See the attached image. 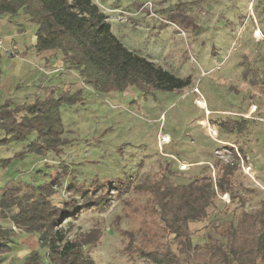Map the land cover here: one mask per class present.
I'll return each instance as SVG.
<instances>
[{
  "label": "rangeland",
  "instance_id": "374dc122",
  "mask_svg": "<svg viewBox=\"0 0 264 264\" xmlns=\"http://www.w3.org/2000/svg\"><path fill=\"white\" fill-rule=\"evenodd\" d=\"M94 1L106 15L113 34L129 50L178 77L190 76L191 84L148 94L133 89L98 91L84 85L61 61L52 66L54 51H31L30 61L38 54V62L32 65L36 73H27L34 76L30 101L44 97L46 86L53 87L57 95L63 90L81 89V98L60 107L62 138L66 140L60 150L44 155L26 153L12 159L0 167V189L10 181L32 186L46 182L47 189L51 188V202L67 207L106 195L109 201L104 208L79 207L67 213L71 214L69 218L60 219L66 239L76 240L82 256L94 264H149L124 249L132 234L140 240V235L134 234L137 230L142 234L143 229L155 225L151 211L141 208L148 197L129 190L116 194L110 181L137 182L143 176L155 178L169 169L175 183L187 184L199 173L210 172L213 178L221 174L226 161L216 150L232 160L236 169L229 177L230 192L213 201L207 216L190 224L196 243L206 240L214 220L235 218L241 210H255L264 204V0ZM31 29H35L34 24ZM30 33L26 38L17 34L14 39L29 44ZM1 49L5 59L1 62L0 88L5 92L0 90V104L9 96V88L22 97L21 74H26L23 64H28L22 60L21 50L13 46ZM4 49L16 56L6 54ZM254 77L258 84L251 85L249 80ZM35 83L45 85L36 88ZM249 104L251 113L238 114L245 118L252 114L248 133L226 132L220 127L219 121L234 119L233 113H246ZM217 109L232 111L218 114L214 112ZM256 116L263 121L253 119ZM207 124L213 125L219 136L210 137ZM228 136L239 147L230 149L217 142V137ZM252 140L257 141L253 150L249 144ZM24 146L21 142L0 144V159L13 157ZM200 160L205 162L185 164ZM89 182L93 183L87 189L93 191L83 197L77 184ZM128 184L123 183V188ZM19 186L26 189L23 184ZM129 200L130 207L126 204ZM0 226L11 227L17 235L15 240L23 239L10 253L0 256V264H23L31 252H44L35 237H26L11 220L0 219Z\"/></svg>",
  "mask_w": 264,
  "mask_h": 264
},
{
  "label": "trees",
  "instance_id": "16d2710c",
  "mask_svg": "<svg viewBox=\"0 0 264 264\" xmlns=\"http://www.w3.org/2000/svg\"><path fill=\"white\" fill-rule=\"evenodd\" d=\"M21 15L35 25L33 50L54 51V61H61L65 69L74 71L84 85L95 90L133 89L148 94L179 90L191 84L190 76L178 77L129 50L113 34L106 15L94 0H0V17ZM1 61L0 55V64ZM249 81L251 85L258 84L255 77ZM45 90L44 97L29 102L13 105L7 98L0 104V144L21 142L25 145L13 157L0 159V167L26 153H56L66 143L62 138L60 107L80 101L81 89L63 90L59 95L51 86ZM249 122L252 119L235 115L234 119L219 121V125L226 132L244 135L248 133ZM235 169L236 164L228 160L222 164L217 177L213 178L210 172L199 173L187 184L175 183L169 169L155 178L143 176L137 182L129 179L113 184L110 181V187L115 185L112 191L116 194L129 190L137 196L147 195L146 204L141 208L150 210L154 216L155 225L143 229L142 234L137 230L134 234H139L140 240L132 234L124 249L149 264H264V204L255 210H241L235 218L214 220L202 243L192 239L190 224L207 216L218 196L230 192L229 177ZM91 183L77 184L83 197L93 191L87 189ZM123 183H129V189L124 186L123 190ZM46 185V182L32 186L10 181L0 189V219L11 220L26 237H35L44 251L42 255L31 252L23 264H94L82 256L81 245L76 240L66 239L60 224L70 217L67 213L72 209L104 208L109 197L99 195L95 200L86 198L81 205L57 206L51 202V188L47 189ZM129 203L130 200L126 201L130 207ZM16 236L11 227L0 226V256L10 253L17 243H23V239L15 240Z\"/></svg>",
  "mask_w": 264,
  "mask_h": 264
},
{
  "label": "crops",
  "instance_id": "0c3cea01",
  "mask_svg": "<svg viewBox=\"0 0 264 264\" xmlns=\"http://www.w3.org/2000/svg\"><path fill=\"white\" fill-rule=\"evenodd\" d=\"M30 31H31V33H30V38H29L30 39V43L29 44L25 43L26 40L25 41H22V39H20V41L17 42L14 39V37L17 34L19 35L20 38H26V36L28 35V32H30ZM0 42L2 44V47H6V48H9L10 49L13 46L14 48H17L19 51L21 50L22 51L21 54L23 56L22 60H24L26 63H28V64H23V67H25L26 70H27L26 74L24 72H22V74H21V76L23 77L22 79L24 81L23 82V85H22V87L20 89L21 90V93H22L21 94L22 97H19L18 96L19 93L17 91H13L12 89L9 88V96H6L4 98V100L7 99V98H10L13 105H18L17 103L22 104L24 102H29L30 101V98H32V96H30V94H31V91H30L31 90L30 81L33 82L34 76L30 75L28 77L27 73L29 71H33L34 70V69H32L33 68L32 65L35 64L36 62H38L36 60V59H38V54L37 55H34L33 58H31V61H30V54L32 53L31 51H33L32 46L35 43V35H34V29H31V24L28 22L26 16L21 15V16H18L16 18H7V17H4V18L2 17L1 18L0 17ZM2 53H4V52L0 48V55ZM3 59H5V58H3V56H2V61H4ZM56 63H57L56 61L50 59V64H52V66H56L57 65ZM11 64H12V62H11ZM38 65L40 67H43L42 64H41V62L38 63ZM2 66L3 65L0 64L1 70H2ZM45 71H46V69H45ZM33 73L35 74L36 71L34 70ZM39 75H41V74H39ZM44 85H41V86H44ZM46 85H49V84H46ZM25 86L27 87V89L24 88ZM33 86H36V88L37 87L41 88V86H39L38 83L33 84ZM0 87H2V84H0ZM0 90H3V92H5V88H3V89L0 88ZM14 93H15V95H14ZM250 106H252V104L251 105L249 104V105L246 106L247 109L244 110V111H246V113L238 112V113H233V114H235V115L240 114V115L246 116L247 113L249 112V107ZM205 111L211 112L208 109H205ZM229 111H232V110L217 109L214 112H216L218 114H222V113H226V112L228 113ZM241 111H243V110H241ZM249 113H251V111ZM251 116H252V114H250L249 118ZM253 119H257L260 122L263 121V119L260 116L259 117L258 116L253 117ZM216 132H217V136H219V132L217 130H216ZM233 135H235V134H233ZM230 137L231 136H228V137H225V138H222V139H218V137H217V140L221 144L230 145V146H233L234 147L235 146L234 144H237V143L231 141L230 140L231 139ZM232 137L234 138V136H232ZM249 144H250L251 150H253L252 149L253 148V145L254 144H257V141L256 140H252V141H250ZM244 153H245V148H244ZM245 155H247V154H245ZM203 160H200V161H197V162H189V163H185V164L186 165H192V164H197V163H203V162H205Z\"/></svg>",
  "mask_w": 264,
  "mask_h": 264
},
{
  "label": "built area",
  "instance_id": "2783aa9c",
  "mask_svg": "<svg viewBox=\"0 0 264 264\" xmlns=\"http://www.w3.org/2000/svg\"><path fill=\"white\" fill-rule=\"evenodd\" d=\"M0 48H2V44H1V42H0ZM13 49H14V47H13ZM4 50H5L6 54H8V55H9V54L15 55L13 51H9V50H6V49H4ZM15 56H16V55H15ZM55 70H56V69H55ZM205 112L208 113L207 111H205ZM207 130H208V133H209L210 137H212V138H216V136H217V132H216V129H215L213 126L211 127L210 125L207 124ZM217 142H219V141L217 140ZM219 143H220V142H219ZM215 152L218 153V155H219L220 158L225 159V161H228V160H226V158H224L221 154H219V152H218L217 150H216ZM241 166H242V168H244L243 165H241ZM246 168L249 169L250 166L247 165Z\"/></svg>",
  "mask_w": 264,
  "mask_h": 264
}]
</instances>
